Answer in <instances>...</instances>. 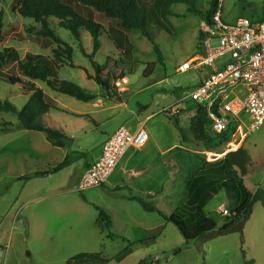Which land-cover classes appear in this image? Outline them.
<instances>
[{"label":"rangeland","instance_id":"374dc122","mask_svg":"<svg viewBox=\"0 0 264 264\" xmlns=\"http://www.w3.org/2000/svg\"><path fill=\"white\" fill-rule=\"evenodd\" d=\"M13 2L0 0L4 30H16L15 34L7 35L4 46L20 50L25 55H52L54 43L30 34L28 29L36 27L35 22L14 14L11 11ZM73 2L77 3L76 0ZM148 2L159 3L158 11H154L152 16L151 33L161 50L162 61L152 42L141 32H126L136 48L132 59L138 64L127 78L128 82L125 79L118 82L119 95L113 98H109L101 86L85 75V70L95 74L91 60L80 50L82 45L92 52L90 33L86 32L82 42H78L54 21L51 24L75 50L77 68L61 64L58 66L60 79L72 81L96 95L93 102H82L52 91L46 83L35 82L48 97L58 102L62 110L68 109L52 110L45 116L48 126L63 133L65 147L54 146L45 133L22 129L15 113H0V264H139L143 260L148 264H264V201L254 205L250 219L243 226L236 223L233 231L220 234L219 231L232 222L220 210L225 207L230 211L231 207L226 192L220 191L204 209L216 222V229L203 239L189 243L166 219L187 201L186 180L204 172L201 158L214 161L236 151L240 147L239 132L227 145L207 155L196 154V151L203 150L190 132V121L197 108L193 102H188L182 105L183 111L178 117L188 142L183 143L181 138L178 146L168 149L174 136L180 134L174 126V119L163 111L178 103L201 80L204 72L190 70L181 73L177 69L198 54L203 14L212 0H198L201 15L189 12L185 4L168 3V0ZM221 6L222 18L227 24H235L239 18L255 22L264 18V0H221ZM83 12L91 14L94 21L106 29H121L116 20L93 10ZM16 32L23 38H17ZM118 55L119 51L112 43L105 41L95 61L105 68L108 57L120 61ZM148 65H152L151 73H146ZM80 66L82 68H78ZM6 71L11 76L24 78L16 64L10 61H7ZM1 77L0 102L9 100L21 111L31 94ZM144 109L148 110L146 114ZM69 112L86 115L77 118ZM150 114L157 116L151 123L159 133L163 151H168L163 154L153 149L146 162L130 165L126 168L124 183L110 181L103 187L77 191L76 176L84 156L95 152L108 134L120 127L132 129ZM244 148L251 157L244 184L252 193L264 190V123L248 132ZM134 152L138 156L143 153L142 150ZM131 154L134 155L133 151ZM67 158L72 166L55 172ZM145 170H148L147 175L142 177ZM219 172L225 174L226 169L220 166L215 175L211 174V182L215 186L219 184L216 177ZM133 180H147L151 188L159 189L155 197H144L153 202L156 212H148L130 199L132 191L123 186H128ZM93 204L104 208L112 217L110 231H102L98 226V212ZM144 231L158 232V235L153 240L138 243L144 238ZM110 233L116 238H110ZM129 245L133 252L117 261L115 258ZM177 249L181 251L175 254ZM94 253L99 255L98 260H73L79 254Z\"/></svg>","mask_w":264,"mask_h":264},{"label":"trees","instance_id":"16d2710c","mask_svg":"<svg viewBox=\"0 0 264 264\" xmlns=\"http://www.w3.org/2000/svg\"><path fill=\"white\" fill-rule=\"evenodd\" d=\"M14 0L11 11L14 14L24 18L31 19L35 22L36 27L28 29V32L37 38L46 39L54 43L51 48L52 55H41L27 53L26 55L15 48L5 47V40L9 33L15 34L14 29L4 30L2 18H0V76L2 79L8 80L14 86H20L22 89L29 91L30 98L24 108L18 111L17 108L9 101L0 102V113H15L21 124V128L28 131L42 132L47 135L48 140L56 147L63 148L64 142L63 133L55 128L48 126L45 122V116L52 110L60 111L57 103L48 97L43 89L37 87V81L46 83L47 86L54 92L70 96L78 101L93 102L96 95L87 92L78 84L72 81L61 80L59 77L58 66L64 64L72 68H77L74 62V48L68 44L56 31L51 27V24L56 23L61 29H65L78 42H82L83 35L87 32L92 37V52L80 45V50L83 55L91 60L95 74L85 70V75L89 80L95 81L106 92L109 98L119 95L117 92V83L127 79L132 75L134 67L138 64L132 59L135 46L127 36L126 32L139 31L152 42L155 52L162 61V53L158 45L155 43L151 33V20L154 11H158L159 3L151 4L148 0ZM157 1V0H155ZM168 3H180L188 6L191 13H202L198 10V0H168ZM76 4V5H75ZM221 0H212L210 7L203 14V21L211 22L214 15L219 9ZM90 10L97 12L105 17L116 20L120 23L121 29H106L101 24L94 21L91 14L86 15L83 11L90 13ZM167 12H164V14ZM264 21V18L263 20ZM160 26L163 22L158 19ZM17 38H23L21 33L16 32ZM16 38V39H17ZM203 34L200 32L198 51H201ZM109 41L114 48L119 51L120 61L111 60L108 57V64L102 68L96 63V54L101 50L103 42ZM126 62H125V61ZM7 61L16 64L18 70L24 78L11 76L6 71ZM119 62L122 65H119ZM82 68V66L78 67ZM152 72V65H148L146 73ZM27 83V84H26ZM117 95V96H118ZM175 128L179 131L183 143H187L183 128L180 126L178 117L173 118ZM9 125V124H8ZM9 127V126H8ZM238 131V123L230 121L227 130L221 133H214L211 130V119L208 116L206 108L200 106L197 113L191 118L190 132L193 140L201 144L208 152L227 145L233 140L234 135ZM222 163L226 169V173L219 172L217 177L218 185H213L211 182V190L205 200L199 196L188 195L187 201L181 205L167 221L173 223L183 235L186 243L194 240L203 239L211 234L217 227L214 220L209 218L205 212V206L214 195L220 191H225L228 199L231 202L230 216L227 220H232L231 223L224 226L219 232L227 234L235 229L236 223L243 226L251 217L253 207L258 202L264 201V190L259 189L252 193L244 184V177L248 175L251 157L244 146L239 147L236 151L229 152L221 160L211 165ZM70 164L67 158L58 167L55 172H58ZM217 172H215L216 174ZM198 176V175H197ZM194 176L193 178H196ZM193 179L189 182L191 186ZM131 200L138 202L144 210L148 212H156L157 209L153 206V202H148L144 197H135ZM98 212L97 224L102 231H110L113 226L112 217L105 211L104 208L93 204ZM158 232L154 233L144 231V238L138 240V243H145L157 237ZM110 238H116L110 233ZM181 249H177L175 254ZM133 252L131 245L122 251L115 259L121 261ZM98 260L99 255L94 254H79L73 260L81 261L83 259ZM108 262V260H102ZM80 263V262H76ZM147 260L141 261L139 264H148ZM95 264V263H94ZM99 264V263H96Z\"/></svg>","mask_w":264,"mask_h":264},{"label":"built area","instance_id":"2783aa9c","mask_svg":"<svg viewBox=\"0 0 264 264\" xmlns=\"http://www.w3.org/2000/svg\"><path fill=\"white\" fill-rule=\"evenodd\" d=\"M221 9L220 4L213 20L201 23L202 50L177 69L181 73L204 72L201 80L163 112L176 118L184 103L193 102L197 110L200 106L206 108L214 133L227 130L232 120L237 122L240 142L264 123V21L239 18L235 24H227ZM149 139L144 127L136 131L117 129L82 174L77 191L103 187L127 151L143 148ZM220 210L230 216L225 207Z\"/></svg>","mask_w":264,"mask_h":264},{"label":"crops","instance_id":"0c3cea01","mask_svg":"<svg viewBox=\"0 0 264 264\" xmlns=\"http://www.w3.org/2000/svg\"><path fill=\"white\" fill-rule=\"evenodd\" d=\"M125 81L128 82V79H125ZM56 103L58 104L57 101H56ZM60 109H62V108H60ZM65 109H67V108H65ZM65 109H63L62 111H65ZM144 110H145L144 114H146L148 110L147 109H144ZM69 113L72 116L77 117V118H83L86 115V114H82L79 112H77V113L76 112H69ZM155 115L156 114H150V115L145 116V118L140 120L139 123L135 127H133L132 129H129L131 131H136L137 129L144 127L148 131V133L150 135V139H149L148 143L143 148H141V149L131 148L127 151L125 156L118 163L113 174L110 176L108 182L113 181V183H116V184L124 183L123 180L125 179L124 176L126 175V168H128L133 163L139 162L140 164H143L144 162H146L147 156L152 152L153 149H157L158 151H160L163 154L168 151V150L163 151V147L159 143V139H160L159 133L156 130V128L152 126L151 122L157 117ZM149 125H151V127ZM113 133L108 134L102 140L101 145L99 146V148L95 152L91 153V155L88 154V155L84 156L85 159H83V161H80L78 174L76 176V183L77 184H78L82 174L88 168V166L100 156L104 143L109 139V137ZM245 139L239 142L240 147L244 146ZM179 142H181V136L180 135H177V137L174 136L173 142L171 143V147L168 149H170V150L174 149V147L179 145L178 144ZM201 147L203 150L196 151L195 153L200 155V156L207 155L209 152H207L203 146H201ZM140 150H142L143 153L140 156H138L137 152H134V151H140ZM131 151H133V154H134L133 156H132V154L130 156ZM226 154L223 155L221 157V159H216L214 161H211L206 157L201 158V160L204 162V170H202L204 172H201L196 178H192L194 180V182H196V183H192L191 186H189V182L191 180H186L185 190H186L187 196L191 195V196L201 197L202 199L199 200L200 203H202L205 200V197L208 195L207 191L209 189L211 190V174L215 175V172H217L219 170V167L221 166V169H222V166H223L222 163H217L216 165H211V163L221 161L226 156ZM78 157L82 158L81 155H78ZM140 157H142V158H140ZM137 158H140V159L137 160ZM136 160H137V162H135ZM141 160H143V161L141 162ZM70 166H72V165L69 164L67 167H70ZM67 167H65L64 169H66ZM146 172H148V170H145L142 177H146V175H147ZM125 187H128L132 191V196L130 199L135 198V197H146V196L155 197L159 191L158 188H155V189L151 188L152 186L149 184V182L147 180H133L130 182V184L128 186H123V188H125ZM132 201H134V200H132ZM210 201H208V203ZM208 203L206 204V206L208 205Z\"/></svg>","mask_w":264,"mask_h":264},{"label":"bare ground","instance_id":"6f19581e","mask_svg":"<svg viewBox=\"0 0 264 264\" xmlns=\"http://www.w3.org/2000/svg\"><path fill=\"white\" fill-rule=\"evenodd\" d=\"M231 147H232V145H231ZM233 147H235V146H233ZM234 149V148H233Z\"/></svg>","mask_w":264,"mask_h":264}]
</instances>
